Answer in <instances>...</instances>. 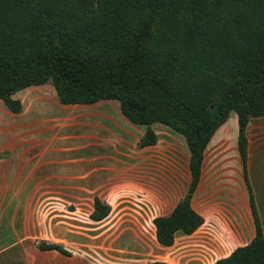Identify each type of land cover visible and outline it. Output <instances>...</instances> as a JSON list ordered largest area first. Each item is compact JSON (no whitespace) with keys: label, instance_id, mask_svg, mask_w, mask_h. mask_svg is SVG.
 <instances>
[{"label":"trees","instance_id":"1","mask_svg":"<svg viewBox=\"0 0 264 264\" xmlns=\"http://www.w3.org/2000/svg\"><path fill=\"white\" fill-rule=\"evenodd\" d=\"M46 83L61 104L118 101L130 123L146 127L140 147L156 143L153 123L183 136L190 181L171 211L152 220L162 246L203 223L190 204L203 152L235 112L254 236L214 264H264L246 136L249 119L264 117V0H0V99L18 113L13 95ZM110 210L95 196L89 218ZM36 246L70 254L43 239Z\"/></svg>","mask_w":264,"mask_h":264},{"label":"rangeland","instance_id":"2","mask_svg":"<svg viewBox=\"0 0 264 264\" xmlns=\"http://www.w3.org/2000/svg\"><path fill=\"white\" fill-rule=\"evenodd\" d=\"M49 105L50 110L54 109L51 103ZM41 110V104H34L32 116L37 117ZM249 121L247 137L252 183L256 169L264 167V128H258L260 123L264 124V117H251ZM47 125L51 127L41 131L40 137L49 139L61 153L54 156L53 165L45 175L47 186L54 190L51 193L59 194L67 186L82 184L91 189L102 184L106 186L105 178L100 179L98 171H90L84 179L83 174L96 168L95 165H78L76 153L66 151L67 147L82 142L84 128L70 123L59 126L55 119ZM161 126L155 124L156 128ZM116 131L120 136L122 131L119 128ZM166 132L168 134L160 136L157 145L144 154L147 159L141 160L143 164H139V159H132L131 170L126 165L127 171L131 172L110 182L107 187L100 186L95 192L111 206L103 220L89 218L95 196L25 197L16 196L22 192L11 187L8 195L13 196L0 197V209H6L0 240L10 242L17 235L27 233L32 236V245L41 239L57 242L70 252L65 255V264H144L153 261L214 264L216 259L247 242L253 233L249 209H241L243 204L247 206V198L221 199L222 203L218 204L223 209H211L217 199L210 201L205 209H199L206 221L195 233L178 234L172 246L161 247L155 240L152 220L172 209L190 181L186 142L182 135ZM231 163L240 167L239 159H232ZM200 202L201 197H195L193 204L199 207ZM35 256L32 252L33 259Z\"/></svg>","mask_w":264,"mask_h":264},{"label":"crops","instance_id":"3","mask_svg":"<svg viewBox=\"0 0 264 264\" xmlns=\"http://www.w3.org/2000/svg\"><path fill=\"white\" fill-rule=\"evenodd\" d=\"M13 98L19 99L22 104L21 111L18 113L8 110L0 99V197L13 196L14 194L8 195L11 187L14 188V191L23 193L15 194L16 196L25 197L102 196L99 193L95 194L99 191L101 185L95 189L87 186L90 188L88 189L84 184L67 186L62 193H51L54 190H50L52 186H47L45 175L53 165L54 156L61 153L57 146L53 147L50 140L42 139L39 133L51 127L47 124L52 119H55L59 126L70 123L81 125L84 128L81 136L82 142L67 147L69 149L66 148V151L76 153L78 165L94 164L96 168L85 172L83 178L85 179L90 171H98L100 179L105 178L107 182L106 186L102 184L104 187L109 186L110 182L123 177V174L131 172L127 171L126 165H129L128 170H131L132 159H139V164H143L141 160L147 159L144 154L157 145L160 136H163L164 133L168 134L166 130L173 131L163 124V126L156 128V123H153L150 127L157 135L156 143L151 146L140 147L138 141L144 134L146 127L130 123L120 112L116 100H100L91 104H61L50 83L26 87L17 91ZM49 103L52 104L54 109L50 110ZM34 104H41L43 109L37 117L32 116V106ZM57 110L58 112H56ZM49 113L51 115H48ZM116 128L122 131L120 136L117 135ZM258 128H264V124L260 123ZM237 133V115L235 112H230L227 120L216 129L204 149L200 179L190 202L191 207L202 216L203 223L206 221V217L199 209H205L204 207L210 201L214 202L216 199L217 204L211 209H223L218 204L222 203L221 199L228 197L247 198V206L243 204L241 209H249L250 212L248 190L243 178L242 163L237 150ZM232 159H239L240 167L233 166ZM26 168L28 169L26 170ZM249 170L250 160L247 144V177L264 236V167L261 169V166H259L256 169L257 174L252 183ZM13 182L16 183L15 186L11 185ZM195 197H201L199 207L193 204ZM5 211L6 209H0V227L5 219ZM215 217L217 218V215ZM10 220L13 223L12 219ZM251 221L253 226L252 216ZM252 229L253 233L243 245L253 238L254 226ZM178 234L189 236L177 231L174 235V241ZM32 252L37 255L34 259L32 258ZM229 253L221 257H225ZM65 258V255L57 250L38 249L36 244L32 245V236L27 233L17 235V238L10 242L0 240V264H65L63 263Z\"/></svg>","mask_w":264,"mask_h":264}]
</instances>
